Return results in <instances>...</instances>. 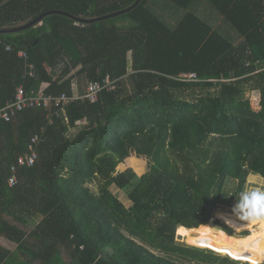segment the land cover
<instances>
[{
  "label": "trees",
  "instance_id": "16d2710c",
  "mask_svg": "<svg viewBox=\"0 0 264 264\" xmlns=\"http://www.w3.org/2000/svg\"><path fill=\"white\" fill-rule=\"evenodd\" d=\"M149 1L93 24L56 14L0 35V105L20 86L25 93L72 97L75 78L79 85L78 97L50 123L42 107L0 120V237L15 244L13 250L0 245V264H68L61 249L70 264L240 262L178 243L175 233L177 227L201 231L217 216L214 228L235 240L250 234L233 236L239 230L222 220L232 215L214 212L232 206L250 174L264 178V0H207L238 43L187 11L197 0H168L183 13L175 26ZM133 2L0 0V29L51 9L93 18ZM190 72L195 80L179 78ZM107 76L113 89H102L93 102L82 97L88 83ZM252 91L259 93L257 107L246 94ZM36 134L37 160L21 167L9 187L10 165ZM132 152L152 161L142 175L121 171L124 161L143 164ZM228 180L235 181L234 192L226 189ZM111 185L127 191L130 206ZM236 217L246 229L261 223ZM263 258L260 247L250 261Z\"/></svg>",
  "mask_w": 264,
  "mask_h": 264
},
{
  "label": "rangeland",
  "instance_id": "374dc122",
  "mask_svg": "<svg viewBox=\"0 0 264 264\" xmlns=\"http://www.w3.org/2000/svg\"><path fill=\"white\" fill-rule=\"evenodd\" d=\"M165 2L164 0H150L149 4L152 6L154 11L160 14L163 20H165L170 26H175V24L179 21L183 13L181 10H177L178 7L176 8V6L172 2L168 0H165ZM192 7L189 8L187 11L191 10L196 12L198 16L203 18L205 21H208L214 29H218L219 31L223 32L224 35H226L227 37L229 36V38H231L234 43L239 42V37L237 36L238 34L234 30V28H232V26L223 19V17L218 13V11L214 7H212L207 0H197L193 9ZM118 23L121 24L122 22ZM77 83L78 82L75 78L74 88L79 89V85ZM83 86L84 85L81 86L82 91L85 88ZM246 94L250 97L252 106L257 107L259 93L257 91H252L247 92ZM75 133L76 131H73L72 135H74ZM131 155L142 160L143 164L138 167H133L129 164H126V162L124 161L122 162V164H124L125 167L121 171L127 168H131L139 176L149 170V167L152 162L150 158L137 154L135 152H132L129 156ZM121 171L119 170L118 172L120 173ZM116 174L118 173H115L114 176ZM235 185V181L228 180V182L226 183V189H228L230 192H234ZM255 186H264V178L257 174H250L247 177L244 190H248L249 188ZM90 187L92 188V190H97L96 183L90 184ZM109 189L116 197L119 198V200L126 207L130 206L131 200L128 199L126 190H121L114 185H111ZM234 203L235 199L233 200V204ZM231 207L232 206H220L214 213L224 216V214H221V212L219 211H226L231 214ZM231 215L232 218L230 217V220H228L227 218H222V220L225 222L230 221L229 223L231 227L239 230V232H235V230L232 228L233 236L243 237L248 235L250 232V234L246 236L247 239L238 238L237 240H235L233 237L227 235L225 232L220 231L219 229H215L213 226V219L218 218L217 216H213V218L209 222L210 226L202 225L204 227L200 228L201 231H193L190 229L177 227L175 233V241L181 244H185L187 246H194L198 248L212 250L214 252H217L221 256H228L230 259L232 258L233 260L240 261L237 262V264H247L245 262H248V264H252V260L250 261V259L252 258L254 250L256 248L264 247V229H261L260 226L262 222L256 224L255 226L249 229H246L245 224L237 220V215ZM225 222L223 223L225 224ZM203 233L205 236L203 235ZM252 234H254L253 237ZM61 254L66 263L70 264L71 259L67 251L61 249ZM263 260L260 263H262ZM35 264H39V262H36Z\"/></svg>",
  "mask_w": 264,
  "mask_h": 264
},
{
  "label": "built area",
  "instance_id": "2783aa9c",
  "mask_svg": "<svg viewBox=\"0 0 264 264\" xmlns=\"http://www.w3.org/2000/svg\"><path fill=\"white\" fill-rule=\"evenodd\" d=\"M9 49V46L6 47ZM18 56L24 59L27 58V54L25 51H18ZM30 69L33 68L32 64L28 65ZM30 74H33L30 71ZM179 78L183 81H190L196 79L195 73H183L179 76ZM75 85H73V96H68L66 94H61L60 96H50L46 95L41 90L39 92H34L31 90L29 93H25L22 86L16 89V93L13 100L7 101L4 105H0V120L9 121L12 119L18 111L23 110L24 108L30 107H42L48 109L47 119L48 122H52L53 115L59 116V112L62 110V106L67 104L71 99L77 98L78 94L76 93ZM104 88L113 89V81L107 76L102 83L90 82L87 84L85 88V92L83 94V98L88 99L90 102H93L97 98V94ZM43 133V129L41 130ZM41 141V136L38 134L34 135L30 143L28 144V150L19 155L16 158V162L11 164L9 167V176L7 177L6 183L9 187H13L18 181V172L21 167L33 166L35 161L38 158L37 147Z\"/></svg>",
  "mask_w": 264,
  "mask_h": 264
},
{
  "label": "clouds",
  "instance_id": "9594fccd",
  "mask_svg": "<svg viewBox=\"0 0 264 264\" xmlns=\"http://www.w3.org/2000/svg\"><path fill=\"white\" fill-rule=\"evenodd\" d=\"M230 196H235V194ZM231 214L249 222H264V186H255L248 190L240 191L238 198L235 196ZM252 264H260V261L253 260Z\"/></svg>",
  "mask_w": 264,
  "mask_h": 264
},
{
  "label": "water",
  "instance_id": "95a60500",
  "mask_svg": "<svg viewBox=\"0 0 264 264\" xmlns=\"http://www.w3.org/2000/svg\"><path fill=\"white\" fill-rule=\"evenodd\" d=\"M142 0H134V2L130 5H128L125 8H121L119 10L110 12V13H106L97 17H93V18H81L75 15H72L64 10H60V9H51L48 11H45L43 13H41L40 15H38L37 17H35L34 19L30 20L29 22L19 25V26H14V27H8V28H2L0 29V35L1 34H14V33H19L22 31H25L29 28H32L38 24H40L45 17L50 16V15H62V16H66L72 20H74L75 22H77V25H82V24H93L96 22H100V21H105V20H109L121 15H124L130 11H132L134 8H136L140 2Z\"/></svg>",
  "mask_w": 264,
  "mask_h": 264
},
{
  "label": "crops",
  "instance_id": "0c3cea01",
  "mask_svg": "<svg viewBox=\"0 0 264 264\" xmlns=\"http://www.w3.org/2000/svg\"><path fill=\"white\" fill-rule=\"evenodd\" d=\"M74 91H76V93L79 94V89L78 88H75ZM31 225L32 224L29 223L26 226L31 227ZM0 245L5 247V248H7V249H9V250H13L15 248V244L14 243L8 241L5 237H2V236L0 237Z\"/></svg>",
  "mask_w": 264,
  "mask_h": 264
}]
</instances>
